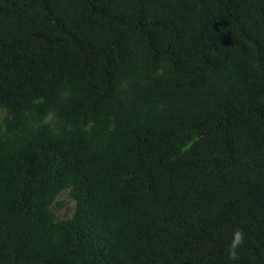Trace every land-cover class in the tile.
Instances as JSON below:
<instances>
[{
  "label": "trees",
  "instance_id": "1",
  "mask_svg": "<svg viewBox=\"0 0 264 264\" xmlns=\"http://www.w3.org/2000/svg\"><path fill=\"white\" fill-rule=\"evenodd\" d=\"M0 264H264V0H0Z\"/></svg>",
  "mask_w": 264,
  "mask_h": 264
},
{
  "label": "clouds",
  "instance_id": "2",
  "mask_svg": "<svg viewBox=\"0 0 264 264\" xmlns=\"http://www.w3.org/2000/svg\"><path fill=\"white\" fill-rule=\"evenodd\" d=\"M245 240V234L242 229L237 228L233 232V238L229 244L228 255L232 260H238L239 255L237 249L242 247Z\"/></svg>",
  "mask_w": 264,
  "mask_h": 264
},
{
  "label": "rangeland",
  "instance_id": "3",
  "mask_svg": "<svg viewBox=\"0 0 264 264\" xmlns=\"http://www.w3.org/2000/svg\"><path fill=\"white\" fill-rule=\"evenodd\" d=\"M71 210H72V203L69 200H67L64 206L56 211V214L59 218L67 217L70 215Z\"/></svg>",
  "mask_w": 264,
  "mask_h": 264
}]
</instances>
